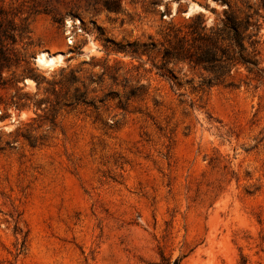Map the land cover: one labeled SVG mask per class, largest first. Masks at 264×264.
Wrapping results in <instances>:
<instances>
[{
    "label": "rangeland",
    "instance_id": "rangeland-1",
    "mask_svg": "<svg viewBox=\"0 0 264 264\" xmlns=\"http://www.w3.org/2000/svg\"><path fill=\"white\" fill-rule=\"evenodd\" d=\"M195 5L205 31L248 14L256 66L217 79L165 54ZM0 10V264H264V0Z\"/></svg>",
    "mask_w": 264,
    "mask_h": 264
},
{
    "label": "trees",
    "instance_id": "trees-1",
    "mask_svg": "<svg viewBox=\"0 0 264 264\" xmlns=\"http://www.w3.org/2000/svg\"><path fill=\"white\" fill-rule=\"evenodd\" d=\"M249 8V6H248ZM0 10V85L1 71L9 68L16 62L15 54L10 47L14 42L13 29L10 20L4 17ZM191 20L187 31L175 36L173 50L165 54L187 60L215 74L216 78L228 74L237 64L248 69L256 66V50L246 51L244 41L253 46L251 37L254 30L259 27L257 23L250 22V16L245 14L239 17L234 12L224 11V17L215 26L205 31V13L199 12L188 17ZM250 33H245L248 31ZM173 262L172 264H174Z\"/></svg>",
    "mask_w": 264,
    "mask_h": 264
},
{
    "label": "bare ground",
    "instance_id": "bare-ground-1",
    "mask_svg": "<svg viewBox=\"0 0 264 264\" xmlns=\"http://www.w3.org/2000/svg\"><path fill=\"white\" fill-rule=\"evenodd\" d=\"M192 8H194L195 10L196 9L197 10L200 9L196 5L193 6ZM59 58H60L59 56L54 57V56H52L50 54H46V53L40 52V51L36 52V55H35V61H36L37 65L39 63V64H41V65H43L45 67H52V66H54L55 62L58 61Z\"/></svg>",
    "mask_w": 264,
    "mask_h": 264
},
{
    "label": "water",
    "instance_id": "water-1",
    "mask_svg": "<svg viewBox=\"0 0 264 264\" xmlns=\"http://www.w3.org/2000/svg\"><path fill=\"white\" fill-rule=\"evenodd\" d=\"M199 12H204V10L202 9V8H200V9H194V8H192V7H190V6H186L185 8H184V10L181 12L182 13V15L183 16H185V17H189V16H191L192 14H195V13H199ZM68 38L66 37V40H67ZM35 55H36V53L33 55V57H32V59H33V62L35 63V64H37L36 63V61H35ZM38 66V65H37ZM44 70H46V69H44ZM11 121H12V119H10Z\"/></svg>",
    "mask_w": 264,
    "mask_h": 264
}]
</instances>
